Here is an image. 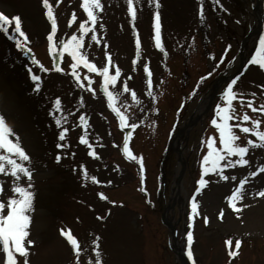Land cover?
Masks as SVG:
<instances>
[{"label": "rangeland", "instance_id": "374dc122", "mask_svg": "<svg viewBox=\"0 0 264 264\" xmlns=\"http://www.w3.org/2000/svg\"><path fill=\"white\" fill-rule=\"evenodd\" d=\"M49 2L57 20L55 39L79 36L80 22L87 20L82 0ZM101 4L93 25L98 42L86 33L81 46L98 68L108 66L110 74L116 67L121 69L116 85H105L99 72L83 65L75 70L88 80L75 82L68 76L73 63L70 53H58L60 45L51 52L48 49L51 23L42 0H0V12L21 18L32 49L17 48L10 32L0 31V114L30 156L34 196L26 240L34 243L28 245L25 240L28 264H77V259L79 264H90L95 258L91 241L97 237L102 264H180L179 254H185L188 264H264V195L257 194L264 190V168L257 171L264 165V144L253 134L234 129L241 144L256 141L245 154L249 163L222 169L228 179L219 172H203L201 167L207 138L212 136L220 147L211 119L216 104L224 103L223 89L241 62L245 68L235 78L234 91L242 93L245 101L255 93L254 106L264 104V68L249 63L264 37V0H137L135 20L127 12L126 0H101ZM257 7L261 26L252 32L258 22ZM157 12L160 48H155L154 39ZM33 57L49 70L34 64ZM144 63L151 71L150 89ZM29 67L41 76L39 90ZM125 83L136 92L135 99L124 91ZM103 86L120 93L113 104L130 115L126 124L136 123V128H121L100 91ZM56 98L61 100L59 111ZM232 103L237 113L246 111L259 118L264 130V113L241 109L239 99ZM58 118L68 128L63 141L55 124ZM245 123L251 126L250 121ZM127 133L135 160L121 151ZM81 135L91 148L81 143ZM90 151L97 156L89 155ZM80 165L87 170V178ZM201 174L207 184L197 193L194 189ZM92 175L100 183L93 182ZM12 180L0 174V199L13 196ZM21 181L26 183L28 178ZM237 187L242 198L230 203L226 197ZM192 198L198 201L199 215L192 219L189 245L185 233ZM60 229H70L84 247L78 258ZM229 239L231 243L226 244ZM236 239L241 240L238 249ZM230 250H236L237 256L230 257ZM15 255L18 264H24V258ZM4 259L0 247V264Z\"/></svg>", "mask_w": 264, "mask_h": 264}, {"label": "snow or ice", "instance_id": "6c2138e0", "mask_svg": "<svg viewBox=\"0 0 264 264\" xmlns=\"http://www.w3.org/2000/svg\"><path fill=\"white\" fill-rule=\"evenodd\" d=\"M59 3V0H56ZM137 0H126L127 3V12L130 15L132 20L136 19L137 10L134 7V3ZM150 3L153 0H149ZM42 4L45 8V15L51 23V30L47 33V41H48V49L49 51H53L56 49L57 45H60L58 53L68 52L71 55V59L73 63L71 64L72 76L76 78L77 82H79L80 77L75 69L77 65L82 64L85 68L90 69L92 72H99L104 78L105 85H116L118 78L121 75V69L119 67L115 68L114 74H110L109 67H97L94 63H92L88 58L87 54L83 51L81 46V41L84 40L85 34L88 33L91 35L92 41L98 42V37L96 34V29L93 25L97 24V12L102 10L101 0H82L81 7L87 14V20L80 22V34H73L68 40H56L55 34L57 32V20L53 12V8L50 5L49 0H42ZM156 7H159V4H156ZM203 14V10L201 8V15ZM75 16V13L73 14ZM71 23V20L69 21ZM99 27H103V25H99ZM153 27L155 32V46L157 48L161 47L160 41V17L159 13H155ZM0 31L2 32H10L11 38L15 42V46L17 48L26 49L28 52H31L32 49L28 47V37L27 34L22 30V20L19 15H13L9 17L5 15L3 12H0ZM18 34V35H17ZM136 48L139 49L141 47L140 39L137 38L135 40ZM106 56H109V53H105ZM33 62L43 71H48L49 69L45 68L43 64L40 63L35 57H33ZM249 63L258 64L261 68H264V37L261 38L260 45L256 48L255 54L252 55ZM133 64H136V59L134 58ZM63 71V69H60ZM143 71L147 74L146 83L149 89L152 87L151 80V71L148 63L143 64ZM28 73L31 80L34 82L35 89H40V80L41 76L33 73L32 69L28 68ZM130 78V77H129ZM203 79V77H201ZM236 84V80L233 79L231 82L227 83L226 87L222 92L223 104L217 103L215 106V115L211 119V124L215 126L218 131L219 137V145L220 147H216L215 140L212 136L207 138V153L203 156V160L201 162V167L203 172H219V175L222 179H228L227 176L224 175L222 169L231 168L234 165H247L249 163L248 159H245V154L248 152L249 145H254L256 141L252 139H248L246 144H241L239 142V136L234 129H238L239 132L244 134H253L257 140L264 144V130L261 129V120L259 118H252L245 111L242 114L236 112V109L232 103L234 99H239V104L241 109L248 108L253 112L264 113V104H261L258 108L253 104V98L255 97V93L251 94L252 98L247 101L244 100L243 94L237 91H234V85ZM264 87V86H262ZM124 91L130 92L133 99L136 98V92L133 89L127 87V84L124 85ZM104 93L107 96V104L109 108L116 113L119 118V123L121 128L127 126L130 129H134L137 127L136 123H127L130 119V115L126 111H122L119 107H115L113 104L114 99H119L120 93L115 91H109L108 87L104 88ZM148 95H152V92L149 91ZM136 103H140L139 100H136ZM55 109L57 111L61 110V100L60 98H56L54 101ZM80 123H85L84 115L79 117ZM230 120L237 121V123H229ZM251 123V126H248L245 122ZM65 122L62 118H58L55 120V124L59 129L58 136L61 141L65 140L66 133L68 132L67 127H63L62 125ZM81 143L88 144L89 148L92 146L89 144L88 140L85 139L84 135L79 137ZM129 137L128 135L124 136L123 140V148L125 153L129 159L135 160L136 156L129 150L128 146ZM65 144H57L58 148L65 147ZM89 155L92 157L97 156L96 151H90ZM233 156L236 158L233 159ZM60 154L57 153L56 159L59 160ZM220 161H224V163H220ZM30 156L26 153V150L21 144L20 138L18 134L14 132L12 127L6 122V118L3 114H0V174L10 175L12 180V192L13 196L9 197L6 201L0 199V247H2L3 253H5L4 264H18L17 256L15 254H19L20 257L24 258V264H28L27 257L29 255V248L25 246L26 237L29 235L28 227L30 223V213L33 207V192L31 191V171L29 167ZM207 163V167L205 164ZM80 168L83 170V175L87 178L88 172L84 168V165H80ZM264 168V165H261L257 168V171H260ZM256 173H250V175H255ZM21 177H27L28 182H22ZM90 179L93 182L100 183L95 175L90 176ZM235 179V177H233ZM110 183V181H109ZM240 185H244L246 181L244 179L240 180ZM198 185H205L207 181L204 179L203 174L201 178L197 181ZM3 191V182L0 181V192ZM195 191L198 193L201 191L200 187H197ZM241 189L237 187L234 189L229 197L226 199L231 203L233 199L239 200L241 199L240 195ZM258 195H264V190L257 193ZM104 199L103 194H100ZM115 203V202H113ZM6 209V214L4 210ZM194 215H199L198 212V201L193 199L191 203V213L189 214V231L187 232V240L189 244L193 240V233L191 231V221ZM204 222L208 223V218L204 217ZM62 235H64L71 245L73 252L78 258L80 253L85 249L80 245V241L77 239L75 235L72 234L71 230L65 231L61 229ZM98 237L92 239L91 243L93 245L91 251L95 253L94 260L90 261V264H102L101 253L99 251ZM26 243L28 245H32L34 242L31 239H27ZM231 240L226 241V244H230ZM236 248L238 249L241 245V240L236 239L235 241ZM15 253V254H14ZM238 252L236 250H230L229 256L235 257ZM189 258L192 257L191 251L188 253ZM77 264L79 261L77 259Z\"/></svg>", "mask_w": 264, "mask_h": 264}]
</instances>
